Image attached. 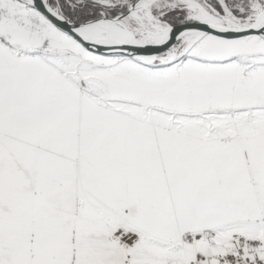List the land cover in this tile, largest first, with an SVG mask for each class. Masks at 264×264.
Instances as JSON below:
<instances>
[{
	"label": "snow or ice",
	"instance_id": "obj_1",
	"mask_svg": "<svg viewBox=\"0 0 264 264\" xmlns=\"http://www.w3.org/2000/svg\"><path fill=\"white\" fill-rule=\"evenodd\" d=\"M0 264H264V0H0Z\"/></svg>",
	"mask_w": 264,
	"mask_h": 264
}]
</instances>
